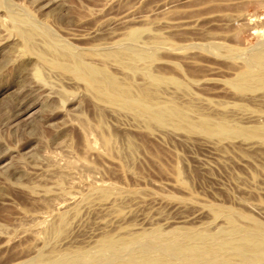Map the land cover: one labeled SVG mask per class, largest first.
<instances>
[{
  "label": "rangeland",
  "instance_id": "obj_1",
  "mask_svg": "<svg viewBox=\"0 0 264 264\" xmlns=\"http://www.w3.org/2000/svg\"><path fill=\"white\" fill-rule=\"evenodd\" d=\"M256 57L264 0H0V264H242L264 236Z\"/></svg>",
  "mask_w": 264,
  "mask_h": 264
},
{
  "label": "bare ground",
  "instance_id": "obj_2",
  "mask_svg": "<svg viewBox=\"0 0 264 264\" xmlns=\"http://www.w3.org/2000/svg\"><path fill=\"white\" fill-rule=\"evenodd\" d=\"M24 35L27 36L28 34L26 33ZM131 37L135 38L136 36L133 34ZM259 57H261V56H259ZM255 59H257V57ZM257 60L259 62L262 61V63H263L264 59L258 58ZM72 65H73V69L75 71L82 74L85 77V80L88 81L91 85L96 86L98 90H100V91L104 90L106 92L113 93V94L121 93L122 95L126 96L127 89H122L113 79H111L108 75H106L101 70H95V69L88 68L83 63H81L80 61H75ZM248 81H250L249 73L244 74L242 76L240 83L243 84V83H246ZM229 223H230L233 231L238 230V227L236 226V224L233 220H229ZM257 228L258 227H256L255 229L252 228V230L245 231V233H246L245 237L243 238V240L240 241L241 243H238L235 247V256L241 258L242 264H258V262H260V260L264 256V236L261 233L257 232L258 231ZM260 229L261 228H259V230ZM193 243H195V242H193ZM113 244H114V242H112V241H105L104 242V245L107 247H112ZM149 247L150 246H146L145 251L142 255H140L138 258L131 259L129 262L131 263V262L141 261V264H166L159 257H155V256L151 255L150 252L148 251V250H150ZM221 251L224 253V247L222 245H221ZM225 262L227 264H234V263H232L230 258H226Z\"/></svg>",
  "mask_w": 264,
  "mask_h": 264
}]
</instances>
